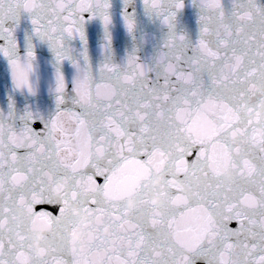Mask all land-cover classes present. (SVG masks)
Masks as SVG:
<instances>
[{"label":"snow or ice","instance_id":"snow-or-ice-1","mask_svg":"<svg viewBox=\"0 0 264 264\" xmlns=\"http://www.w3.org/2000/svg\"><path fill=\"white\" fill-rule=\"evenodd\" d=\"M197 262L264 264V0H0V264Z\"/></svg>","mask_w":264,"mask_h":264},{"label":"water","instance_id":"water-1","mask_svg":"<svg viewBox=\"0 0 264 264\" xmlns=\"http://www.w3.org/2000/svg\"><path fill=\"white\" fill-rule=\"evenodd\" d=\"M224 3H230V0H223ZM188 13L190 14L191 16V23H190V27H189V35L192 37V38H195V33H196V14H195V11L193 10L192 6H191V3H189V7H188ZM98 55V54H97ZM123 54L121 53V56ZM145 55H151V48L149 47L145 52H142L141 53V56H145ZM121 56H118L117 57V61L119 62ZM64 126L66 129H68L69 131H71V129L74 127V124H73V121L70 119V118H65L64 119ZM34 127L37 129V130H40V128H42V125H34ZM194 155L189 157V159H194ZM97 182L98 183H103V178L102 177H99L97 178ZM158 182V179H155L153 180V183H157ZM41 208H44L48 211H52L54 214H58V209L52 207V206H48V205H44V206H36V210L37 211H40ZM230 228H236L237 227V223L236 221H231L229 222V225H228ZM43 238V229H41L40 231H38L36 233V239L37 241H40L41 239ZM79 237H76V239H78ZM34 247H36L38 253L40 252V244L39 243H36L34 242ZM197 264H202V262H197Z\"/></svg>","mask_w":264,"mask_h":264}]
</instances>
